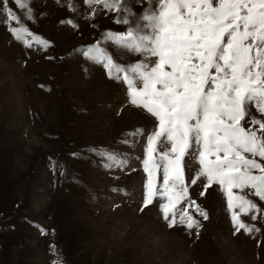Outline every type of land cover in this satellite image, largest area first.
I'll use <instances>...</instances> for the list:
<instances>
[{
    "label": "rangeland",
    "instance_id": "obj_1",
    "mask_svg": "<svg viewBox=\"0 0 264 264\" xmlns=\"http://www.w3.org/2000/svg\"><path fill=\"white\" fill-rule=\"evenodd\" d=\"M68 3L31 0L35 19L26 22L54 42L50 50L25 48L0 24V264H264V249L257 257L252 240L232 235L218 191L201 201L210 219L198 240L164 227L155 208L138 211L144 138L124 140L150 129L148 116L125 105L124 88L101 66L73 52L121 26ZM9 6L25 19L14 0ZM105 151L134 171L108 167Z\"/></svg>",
    "mask_w": 264,
    "mask_h": 264
},
{
    "label": "snow or ice",
    "instance_id": "obj_2",
    "mask_svg": "<svg viewBox=\"0 0 264 264\" xmlns=\"http://www.w3.org/2000/svg\"><path fill=\"white\" fill-rule=\"evenodd\" d=\"M14 3L25 10V19L9 0H0V24L25 48L50 50L54 42L26 22L35 19L31 0ZM68 7L83 9L90 18L103 12L121 26L73 52L86 64L101 66L124 88L125 105L148 116L151 128H134L132 139L124 140L144 138L146 179L138 211L155 208L164 227L198 240L210 219L201 201L218 191L226 200L232 235L252 240L260 257L264 0H69ZM67 24L79 29L71 18ZM102 155L111 162L108 167L114 163L134 171L127 158L110 151ZM111 190L130 194L120 186ZM55 264H63L62 257Z\"/></svg>",
    "mask_w": 264,
    "mask_h": 264
}]
</instances>
